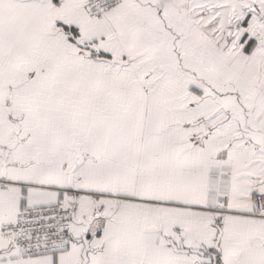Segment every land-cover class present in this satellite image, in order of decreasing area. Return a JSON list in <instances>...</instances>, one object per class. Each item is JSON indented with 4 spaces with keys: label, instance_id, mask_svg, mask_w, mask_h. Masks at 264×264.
Masks as SVG:
<instances>
[{
    "label": "snow or ice",
    "instance_id": "6c2138e0",
    "mask_svg": "<svg viewBox=\"0 0 264 264\" xmlns=\"http://www.w3.org/2000/svg\"><path fill=\"white\" fill-rule=\"evenodd\" d=\"M0 264H264V0H0Z\"/></svg>",
    "mask_w": 264,
    "mask_h": 264
}]
</instances>
